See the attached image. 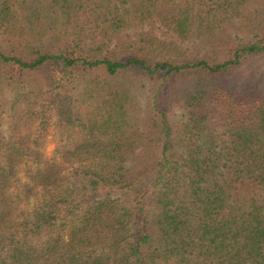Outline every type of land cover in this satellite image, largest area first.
<instances>
[{"label":"trees","instance_id":"obj_1","mask_svg":"<svg viewBox=\"0 0 264 264\" xmlns=\"http://www.w3.org/2000/svg\"><path fill=\"white\" fill-rule=\"evenodd\" d=\"M0 264H264V0H0Z\"/></svg>","mask_w":264,"mask_h":264},{"label":"rangeland","instance_id":"obj_2","mask_svg":"<svg viewBox=\"0 0 264 264\" xmlns=\"http://www.w3.org/2000/svg\"><path fill=\"white\" fill-rule=\"evenodd\" d=\"M173 113H174V119L180 116V110L177 108L175 109V111H173ZM44 139L45 140L42 143L43 146L41 150L45 159H49L52 156L55 147V142L51 134H48Z\"/></svg>","mask_w":264,"mask_h":264}]
</instances>
